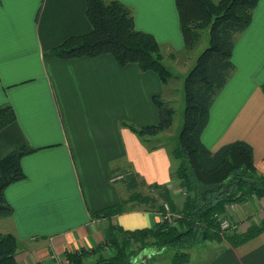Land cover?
<instances>
[{
	"label": "crops",
	"instance_id": "crops-1",
	"mask_svg": "<svg viewBox=\"0 0 264 264\" xmlns=\"http://www.w3.org/2000/svg\"><path fill=\"white\" fill-rule=\"evenodd\" d=\"M116 1L131 10L136 30L165 47V67L171 72L170 61L186 77L198 53L184 58L174 0ZM90 29L86 0H0V106L10 105L16 117L0 130V159L23 143L36 149L20 161L25 177L4 193L13 214L0 219V234L15 236L17 264H44L52 256L66 264L67 252L103 242L109 223L126 231L152 228L160 221L151 206L155 190L178 208L184 202L185 191L173 176L178 166L171 155L175 143L170 146L177 137L175 114L170 128L151 144L126 126L158 124L154 97L174 109L167 94L171 79L163 84L155 73L136 64L120 66L109 54L48 55L66 38ZM232 62L235 70L213 101L201 141L211 151L235 141L248 143L263 175L264 0L237 36ZM135 191L145 193L129 200ZM119 204L125 211L110 220L93 217ZM226 218L232 229L244 232L264 219V197L235 204ZM185 252L186 264H264V232L238 247L205 242ZM149 253L139 257L150 259ZM161 262L158 254L147 264Z\"/></svg>",
	"mask_w": 264,
	"mask_h": 264
},
{
	"label": "trees",
	"instance_id": "trees-1",
	"mask_svg": "<svg viewBox=\"0 0 264 264\" xmlns=\"http://www.w3.org/2000/svg\"><path fill=\"white\" fill-rule=\"evenodd\" d=\"M259 0H174L184 49L196 48L201 31L209 28V45L197 57L183 82V124L171 150L178 166L173 172L185 191L180 208L164 199L171 220L162 219L152 228L126 231L109 223L104 240L93 249H81L65 254L66 264H147L165 249L174 252L173 264H186L185 250L205 242H228L238 247L264 232V219L244 232L220 228L217 216H226L227 204H240L249 197H264V174L257 172L253 148L244 141H235L209 150L201 135L209 120L210 108L217 94L227 84L235 70L232 54L237 36L250 24L252 12ZM86 16L91 24L87 33L66 38L48 55L61 59L96 57L109 54L120 66L136 64L142 71L155 73L163 84L173 78L165 67L161 47L148 33L135 29L131 10L123 3L111 0H86ZM264 92V84L261 86ZM160 120L157 125L136 128L128 126L143 141L167 131L175 110L168 102L154 97ZM13 108L0 106V130L15 121ZM156 146H152L151 150ZM36 149L23 143L0 159V219L13 214L5 199V189L25 175L20 161ZM139 198L135 193L129 200ZM165 214L163 205L156 208ZM123 204L106 207L94 218L110 220L124 212ZM18 243L12 234H0V264H17ZM110 249L111 253L105 252ZM145 251L150 259L139 257ZM153 253V254H152Z\"/></svg>",
	"mask_w": 264,
	"mask_h": 264
},
{
	"label": "rangeland",
	"instance_id": "rangeland-1",
	"mask_svg": "<svg viewBox=\"0 0 264 264\" xmlns=\"http://www.w3.org/2000/svg\"><path fill=\"white\" fill-rule=\"evenodd\" d=\"M201 34H202L201 40H200L199 44L196 46V48L191 49V50H188V48H186V50L184 49V52H183L184 56L185 55L192 56L193 54H195V52L198 53V55H199L205 48L208 47V45H209V28H204L201 31ZM164 48L165 47H163V49L160 50L162 59L165 58V56H164L163 53H166L167 52V50H164ZM186 57L187 56H185L184 58H186ZM166 64L169 67H171V73L173 74V78L170 80L171 81V86H170V88H168L167 94L169 93V95H172V97L174 99L173 100V107L175 109V116H176L174 118V128L176 127L175 131L177 132L176 133V136H177V134L180 131V129L182 127V124H183V111H184V106H185L184 94H183V82H184L185 76L184 77L179 76L177 73H179L180 70L179 69H175V68H177V66L173 65L170 61L166 62ZM192 67H190V69ZM178 121H179V124L177 125ZM149 139H153V137H149ZM175 141H176V137L173 139V142L170 143V146H172L175 143ZM152 144H154V141H152ZM120 185L121 184H119V186ZM132 193H135V195H138L139 198H140V197H143V193H145V192L142 193V192H139V191H135V192H132ZM153 195H154V201H156V204L157 205L156 204L154 205V203H151L152 204L151 206L158 207L160 205L166 204V203H164L165 202L164 199H166L167 197H164L163 191H159L158 192V191L155 190V193H153ZM105 252L111 253V251H110L109 248ZM172 254H173V251L170 250V249L163 250L159 254V256H160V258H162V261L163 262H161L159 264H172L171 263V256H172Z\"/></svg>",
	"mask_w": 264,
	"mask_h": 264
},
{
	"label": "built area",
	"instance_id": "built-area-1",
	"mask_svg": "<svg viewBox=\"0 0 264 264\" xmlns=\"http://www.w3.org/2000/svg\"><path fill=\"white\" fill-rule=\"evenodd\" d=\"M233 208H235V204L234 203L227 204L225 206L226 214L229 213ZM163 209L165 211V214L163 216H160V221L162 219H164V218L168 219L170 221L171 217L172 218L175 217V215L170 212L169 206L167 204L163 205ZM217 219L219 221L221 229L226 230V229H229L231 227V225H230L228 219L226 218V216H223V217L222 216H217ZM44 264H63V263L56 256H52L50 258V261L46 262Z\"/></svg>",
	"mask_w": 264,
	"mask_h": 264
},
{
	"label": "bare ground",
	"instance_id": "bare-ground-1",
	"mask_svg": "<svg viewBox=\"0 0 264 264\" xmlns=\"http://www.w3.org/2000/svg\"><path fill=\"white\" fill-rule=\"evenodd\" d=\"M120 177H122V176H120Z\"/></svg>",
	"mask_w": 264,
	"mask_h": 264
}]
</instances>
